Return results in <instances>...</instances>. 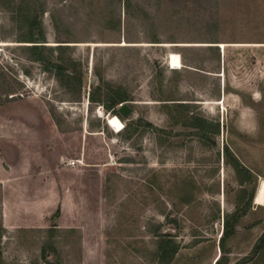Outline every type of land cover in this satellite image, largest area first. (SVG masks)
<instances>
[{"label": "rangeland", "instance_id": "rangeland-1", "mask_svg": "<svg viewBox=\"0 0 264 264\" xmlns=\"http://www.w3.org/2000/svg\"><path fill=\"white\" fill-rule=\"evenodd\" d=\"M5 1L0 264H163L166 236L180 246L172 264H264V0H35L46 45L69 46L48 55L81 88L20 48L27 27ZM99 86L132 99L120 133L89 99Z\"/></svg>", "mask_w": 264, "mask_h": 264}, {"label": "trees", "instance_id": "trees-1", "mask_svg": "<svg viewBox=\"0 0 264 264\" xmlns=\"http://www.w3.org/2000/svg\"><path fill=\"white\" fill-rule=\"evenodd\" d=\"M15 3L13 9H11L12 12V20H17L20 22H24L27 27V34L24 36L25 43H29L28 45L20 46L22 50L27 52L30 56V58L34 61L39 62L44 71L52 73L59 81H65L68 80L69 83L74 82L77 84L79 88L82 86V78L81 76H74L67 74V71L70 69V65L65 62H57L56 60H53L51 56L48 55L49 51H53L54 49H58L60 51H64L68 49L69 46L64 45H57L55 48L53 46L46 45V37L44 34V28H43V15H44V5H38L37 1L34 0L33 5L29 4L28 2L27 6L25 7V0H20L18 3L17 0H13ZM27 3V2H26ZM0 4L4 8H9L6 4L5 0H1ZM130 4V1L128 0V5ZM32 6V7H31ZM33 8V9H32ZM31 9L33 11H31ZM96 92H93L89 99L93 103H103L107 112L109 115H115L123 119L120 114L118 113L119 106L124 102L132 101L131 97L126 94L125 92L121 91H115V92H101L102 87L99 86L96 89ZM132 122V121H130ZM136 124H141L143 121L142 119H138L136 121ZM197 123L195 126L199 125L198 123L201 122V124L206 125V122L201 119H196ZM133 123H131L132 125ZM203 127V126H202ZM126 128V127H125ZM215 133L220 132V125L219 123L215 125ZM230 155V158H229ZM227 158L228 162L233 164L236 170L238 171V174L244 173L245 178L242 181V183H253L255 181L254 174L247 168H245L237 159H231V152L227 149ZM256 189L251 190L250 195V203L251 205L252 199L255 195ZM238 214V213H237ZM236 213L234 215H226L225 221H224V227L222 236L219 242L220 248L222 253H226V247H225V241L227 238L231 236L232 233L235 231V227L237 223L239 222L240 216ZM1 237V235H0ZM180 249V246L172 237H164L161 241H159L158 245V254L160 257V261L163 264H172V261L175 257V255L178 253ZM255 252H262L264 253V235L259 239L257 244L254 247ZM1 256V252H0ZM219 258L216 262V264H225L224 261L225 258Z\"/></svg>", "mask_w": 264, "mask_h": 264}, {"label": "bare ground", "instance_id": "bare-ground-1", "mask_svg": "<svg viewBox=\"0 0 264 264\" xmlns=\"http://www.w3.org/2000/svg\"><path fill=\"white\" fill-rule=\"evenodd\" d=\"M2 44H7V43H2ZM226 46L227 45L225 44H221V47L223 48H225ZM168 62L173 69H180L183 67L182 59L179 54L172 53L171 56L169 57ZM103 117L108 121V124L112 128H114V130L117 133H120L125 128L124 122L118 116L111 114V115H104ZM254 202L258 206L264 205V178H262L259 183V187L257 189Z\"/></svg>", "mask_w": 264, "mask_h": 264}, {"label": "water", "instance_id": "water-1", "mask_svg": "<svg viewBox=\"0 0 264 264\" xmlns=\"http://www.w3.org/2000/svg\"><path fill=\"white\" fill-rule=\"evenodd\" d=\"M134 111L133 107L129 102L122 103L118 108V113L123 119H128L132 112ZM107 121V120H106ZM108 123V121H107Z\"/></svg>", "mask_w": 264, "mask_h": 264}]
</instances>
